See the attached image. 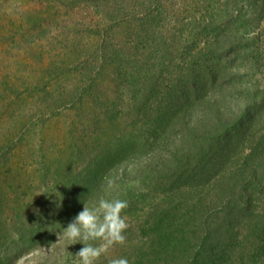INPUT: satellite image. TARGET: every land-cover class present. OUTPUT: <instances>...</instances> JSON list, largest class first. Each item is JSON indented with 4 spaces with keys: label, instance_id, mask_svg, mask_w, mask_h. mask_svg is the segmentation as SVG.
<instances>
[{
    "label": "rangeland",
    "instance_id": "obj_1",
    "mask_svg": "<svg viewBox=\"0 0 264 264\" xmlns=\"http://www.w3.org/2000/svg\"><path fill=\"white\" fill-rule=\"evenodd\" d=\"M225 3L0 0V264H78L74 255L83 245L58 242V234L82 210L83 203L76 207L74 201L81 187L90 184L89 175L110 161L112 167L83 201L91 205L112 181L106 198L128 201L121 213L128 228L125 241L96 264L118 257H127L129 264H182L188 258L191 238L197 237L192 197L179 198L184 202L171 214L172 240L161 242L151 229L153 219L159 221L152 215H159L157 207L168 193L160 190V182L174 167L166 160L168 152L183 143L182 131L171 124L154 137L153 116L144 120L138 107L152 93V112L159 113L160 81L171 85L179 70L208 66L206 54L235 24L220 17ZM241 7L246 25L240 32L248 39L258 37L260 45L259 69L252 79L260 100L264 16L258 15L259 3ZM238 8L232 9L234 17ZM194 115L196 119L198 112ZM126 121L135 128L130 150L119 144ZM263 132L264 123L259 126L261 136ZM251 147H240L242 161ZM258 155L264 158V149ZM256 165L259 172L264 169V162ZM259 184L256 191L264 193V182ZM256 195L253 210L264 213V197L258 201ZM251 223L246 216L237 238L223 241L228 263L250 264L249 253L256 254L262 242L257 237L264 232ZM178 226L186 227L185 238H179ZM162 252L168 253L165 262L160 261Z\"/></svg>",
    "mask_w": 264,
    "mask_h": 264
},
{
    "label": "trees",
    "instance_id": "obj_2",
    "mask_svg": "<svg viewBox=\"0 0 264 264\" xmlns=\"http://www.w3.org/2000/svg\"><path fill=\"white\" fill-rule=\"evenodd\" d=\"M248 1L259 3L258 15L264 16V0H226L220 17L225 23L228 20L227 25L235 24L227 27L230 32L218 41L212 53L206 54L208 66L179 70L171 85L160 81L159 113L152 112V93L146 95L138 107L139 112H144V120L153 116L150 127L154 137L159 132L162 136L166 126L171 124L182 131L183 143L168 152L170 160L166 159L174 167L165 172L160 182V190L168 192L164 194L166 201L157 207L159 215L158 212L152 215L159 221L154 218L151 225L154 237L160 236L161 242H169L172 238L168 222L175 206L184 202L178 199L182 196L194 199L192 213L195 219L192 221L196 222L194 231L197 237L191 238L194 240L192 250L182 264H230L224 260L227 251L222 243L237 238L246 216L252 218L254 223L251 224L264 232V213L253 210L256 207L254 195H260L258 201L264 197V193L256 191L261 190L259 183L264 182V179L260 180L264 169L259 172L256 165L264 162V158L258 155L259 150L264 149V132L263 136L259 134V126L264 123V99L259 100L252 88V79L258 73L261 60L260 45L258 37L248 39L240 32L246 25V14L242 16L243 9L238 8L249 5ZM233 8L239 9L235 17ZM170 92L171 97L168 96ZM196 112L198 117L195 119ZM124 124L125 134L119 144L125 145L123 149L127 150L131 147L128 140L135 128L133 122ZM246 143L252 144L251 154L242 161L238 154ZM113 164L112 161L102 164L89 175L91 182L81 187V193L74 201L76 207H80L86 195L98 187L96 183ZM153 187L157 188L155 182ZM176 230L180 239L185 238L181 234L186 227L178 226ZM258 238L262 242L256 254L254 251L249 253L250 264H264V235ZM236 243L233 242L230 249H234ZM167 255L162 252L160 261H164Z\"/></svg>",
    "mask_w": 264,
    "mask_h": 264
},
{
    "label": "clouds",
    "instance_id": "obj_3",
    "mask_svg": "<svg viewBox=\"0 0 264 264\" xmlns=\"http://www.w3.org/2000/svg\"><path fill=\"white\" fill-rule=\"evenodd\" d=\"M113 188V182L109 181L104 189L105 195L99 196L91 205L83 201L82 210L58 234V242L67 240L69 245H83L74 255L78 258V264H96L113 245L125 241L128 224L121 213L128 207V201L118 197L106 198ZM60 206L59 202L57 207ZM108 264H129V260L118 257L110 259Z\"/></svg>",
    "mask_w": 264,
    "mask_h": 264
}]
</instances>
